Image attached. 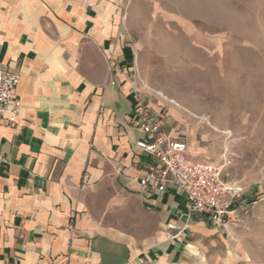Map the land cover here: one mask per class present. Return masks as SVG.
Segmentation results:
<instances>
[{
    "label": "crops",
    "instance_id": "1",
    "mask_svg": "<svg viewBox=\"0 0 264 264\" xmlns=\"http://www.w3.org/2000/svg\"><path fill=\"white\" fill-rule=\"evenodd\" d=\"M163 8L164 0H0V61L18 73L21 103L15 123L0 117V264H241L232 224L187 218L172 185L148 194L136 182L145 157L129 120L134 65L148 80V48L174 41L178 24L203 40L175 16L162 27ZM173 114L163 133L186 140L199 160Z\"/></svg>",
    "mask_w": 264,
    "mask_h": 264
},
{
    "label": "rangeland",
    "instance_id": "2",
    "mask_svg": "<svg viewBox=\"0 0 264 264\" xmlns=\"http://www.w3.org/2000/svg\"><path fill=\"white\" fill-rule=\"evenodd\" d=\"M173 2L164 0L170 15L162 27L175 17L189 21L203 40L190 41L178 24L176 46L149 47L155 70L141 79L140 93L174 113L176 135L197 159L222 166L241 189L233 250L241 264H264V0Z\"/></svg>",
    "mask_w": 264,
    "mask_h": 264
},
{
    "label": "built area",
    "instance_id": "3",
    "mask_svg": "<svg viewBox=\"0 0 264 264\" xmlns=\"http://www.w3.org/2000/svg\"><path fill=\"white\" fill-rule=\"evenodd\" d=\"M137 73L134 65L133 85L128 94L132 99L129 120L141 133L135 147L145 157L136 177L138 186L148 194H164L172 185L183 194L187 218L198 215L209 226L225 231L244 203L241 189L225 180L222 166L189 158L186 140L163 133L162 119L166 112L145 101L140 93V86L144 85ZM18 83V73L4 69L0 61V117L7 124L15 123L19 115L21 103L14 97Z\"/></svg>",
    "mask_w": 264,
    "mask_h": 264
}]
</instances>
